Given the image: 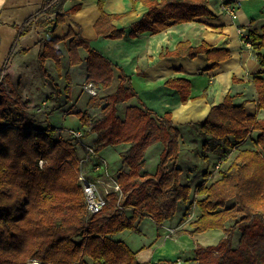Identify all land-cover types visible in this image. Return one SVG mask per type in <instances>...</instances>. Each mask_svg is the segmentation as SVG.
I'll return each instance as SVG.
<instances>
[{
    "label": "trees",
    "instance_id": "obj_1",
    "mask_svg": "<svg viewBox=\"0 0 264 264\" xmlns=\"http://www.w3.org/2000/svg\"><path fill=\"white\" fill-rule=\"evenodd\" d=\"M67 0H43L41 8L21 25L13 26L16 35L8 60L20 38L28 34L34 20L41 15H54L52 28L64 23L69 14L78 11L74 6L63 12ZM147 7L143 18L130 27L128 36L150 32L156 34L174 25L210 17L208 0H140ZM99 0L100 17L94 25L98 37L120 39L124 29L112 25L115 16L106 14ZM44 22H42L43 24ZM41 24V23H40ZM68 40L70 66L81 64L78 49L86 53L87 82L97 89L111 87L113 69L120 71L119 84L113 93L90 97L87 109L75 116L83 126L82 137L96 134V152L120 144L128 149L120 153L121 169L116 181L122 198L111 193L108 203L96 215L86 212L85 198L78 181L79 157L72 138H63L59 128L39 127L28 114V103L22 101L11 86L10 93L0 90V264H144L123 241L113 237L123 231L138 232L145 217L156 225L171 220L179 203H186L190 188L181 183L182 170L176 165L181 152L180 131L171 121V114L158 118L142 103L129 106L124 118L117 116V106L137 98L130 80L89 43L70 29L62 38L38 42V63L45 77L59 93V87L45 68L47 60L54 62L60 73L62 52L58 45ZM247 42L254 48L264 47V27L261 33H251ZM23 54L26 51H22ZM204 54L215 66L227 60L226 49H214L202 43L192 47L178 44L173 51H164L160 58L187 56L190 59ZM258 61L264 65V54ZM6 65L0 69V84ZM5 81V77H3ZM67 84L69 76L66 75ZM6 82L9 81L6 79ZM257 106L264 109V80H253ZM166 85L175 90L180 102L189 100L188 81L171 79ZM1 86V85H0ZM65 93H70L67 85ZM18 95V96H17ZM101 108L100 118L90 119L88 110ZM190 127L203 140L201 152L225 159L236 153L219 178L209 185L201 182L194 193L201 198L195 202L199 215L191 223L189 235L220 230L223 237L216 245H196L197 264H264V119L245 113L227 95L214 106L207 117ZM62 130V129H60ZM258 132L254 147H239ZM160 143L163 151L153 175L143 173L146 150ZM197 151V150H196ZM41 163V165H40ZM204 177L207 178L205 174ZM207 181V179H204ZM233 201L232 205H228ZM130 209L132 215L120 214L117 206ZM233 224L227 228L230 221ZM235 232L239 234L237 248L232 246ZM179 258V257H178ZM149 264H178L177 260Z\"/></svg>",
    "mask_w": 264,
    "mask_h": 264
},
{
    "label": "crops",
    "instance_id": "obj_2",
    "mask_svg": "<svg viewBox=\"0 0 264 264\" xmlns=\"http://www.w3.org/2000/svg\"><path fill=\"white\" fill-rule=\"evenodd\" d=\"M42 2L43 0H0V69L6 65V71L13 81L18 72L16 64L19 63L22 72L19 74L18 82H22V75L24 85L31 83L34 86L37 77L40 81L42 80L41 75L37 73V70H40V74L42 73L37 59L38 42L62 38L72 29L75 34H79L86 40L93 50L121 68L124 75L129 78L137 98H132L117 106V116L120 119L124 118L127 107L138 106L139 103H142L158 118L165 113L171 114L173 125L177 126L180 131L181 152L176 165L182 170L181 183L190 188L191 195L195 194L197 185L204 179L214 176L215 181L219 178L216 171L230 163L238 145L225 159H219L209 153L204 154L201 152L203 140L190 127V124L203 121L211 108L221 104L227 95L231 97L232 104L243 106L247 115L264 119V109L257 106L258 97L253 83L255 78L264 80V65H261L257 58L259 53L264 54V47L258 49L252 47L250 43L242 42V37H248L251 33H261L264 27V0H208L207 8L211 13L210 17H199L192 22L174 25L156 34L145 32L136 38H130L128 33L130 27L140 21L147 12L144 3L140 0H103V11L115 16L112 25L126 32L120 39H106L96 35L94 25L100 17L99 0H67L63 12L70 11L74 6H79L78 11L67 15L64 23L52 30V23L49 21L54 20L55 16H38L32 23L28 34L20 38L12 57L8 60V54L16 35L13 26L21 25L34 15L41 8ZM226 3L238 7L236 19H232L225 11ZM68 42V40L62 41L58 45L62 52L60 73L56 72L53 61L47 60L45 63V68L54 82L55 78L50 69L58 77L60 92L55 93L51 85L48 87L49 95L46 96L39 95V91L29 94L25 92V88L23 92L26 101H29L27 111H32L28 113L35 124L39 127L62 129L63 138H70V134L65 131L83 133L84 128L80 122L74 128L64 127L63 124L69 119L77 120L75 113L84 112L90 99V96L83 90L87 78L85 63L87 53L83 49H78L82 63L70 66ZM183 43H188L192 47L206 43L214 49L228 50L230 57L213 67L214 62L208 60L204 54L193 59L187 56L160 58L164 51H173L178 44ZM22 51L26 53L23 54ZM31 55L34 56L36 65L29 62ZM66 75L69 76V84H67ZM43 77L46 80V77ZM119 77L120 71L114 68L111 87L106 90L96 88L99 96L113 93L120 82ZM171 79L189 82L190 96L185 104L180 102L178 93L166 85ZM32 85L29 84L33 87ZM67 85L70 93H65ZM100 112L101 108L88 110L90 119L100 118ZM37 114L44 115L43 119L37 118L35 116ZM257 135L258 132L252 131L250 138L241 142L239 147L255 148L253 143ZM96 138V134H90L86 138L83 137L82 143L77 140L73 141L76 144L79 159L85 155L84 146L95 145ZM186 144L189 147L186 148ZM156 147L158 153L151 156L158 157L155 168H146L148 154L151 148ZM163 148L162 144L157 143L146 150L143 157L142 174L153 175L155 173ZM127 149L128 145L120 144L106 147L97 154V160L107 163L114 179L122 166L120 153ZM196 150L199 153H196ZM86 168L91 171V163L86 164ZM197 174L200 175V182H195ZM205 174L207 178L204 177ZM181 204L185 203L181 202L178 205ZM198 213L199 211H196L194 215L198 216ZM125 214L130 216L132 212L126 211ZM150 220L149 217H145L139 224L137 233L123 231L113 237L128 245L135 252L138 261L144 264L158 261L170 262L176 259H180L181 264H197L193 252L196 245L203 247L216 245L223 237V232L220 230L189 235L188 231L192 230L191 224L188 228L176 226L168 228L170 224L178 222L177 217L174 218V216L159 226ZM175 230H182V232H175ZM209 234L215 236L213 243L209 242Z\"/></svg>",
    "mask_w": 264,
    "mask_h": 264
},
{
    "label": "built area",
    "instance_id": "obj_3",
    "mask_svg": "<svg viewBox=\"0 0 264 264\" xmlns=\"http://www.w3.org/2000/svg\"><path fill=\"white\" fill-rule=\"evenodd\" d=\"M225 11L231 16L232 19L237 18L236 5L226 3L224 7ZM244 44L247 42V37H242ZM83 90L90 96L98 94V90L92 82L84 83ZM58 131H62L58 129ZM70 134V138L83 142L82 133L76 131H65ZM85 155L79 160V172L78 181L82 188V192L85 198L86 212L88 215L99 214L108 203V195L115 193L119 195V201L122 198L120 186L116 179L108 169L106 162L97 160V152L94 145H85ZM91 163V171L86 168V164ZM41 165V163H40ZM117 209L120 214L126 213L127 208L118 204ZM178 264H181L180 259H176ZM30 264H38L36 261H32Z\"/></svg>",
    "mask_w": 264,
    "mask_h": 264
},
{
    "label": "rangeland",
    "instance_id": "obj_4",
    "mask_svg": "<svg viewBox=\"0 0 264 264\" xmlns=\"http://www.w3.org/2000/svg\"><path fill=\"white\" fill-rule=\"evenodd\" d=\"M49 23H52V26H53V20H51V21H49ZM35 61V59H34V56L33 55H31L30 56V59H29V62L31 63V64H33V65H36L37 63H35L34 62ZM17 66H16V69H17V73L15 74L16 75V77L13 79V81H12V78H11V76L7 73V71L3 74V76H2V78H1V82H2V84H0L1 86H0V90L1 89H3L4 90V92L6 93V94H9L10 93V88H11V86H12V88L14 89V90H16V93L20 96V98H21V100L22 101H26V99H25V96H24V88H25V92H27V93H29V94H34V92H36V91H39L38 93H39V95H41V94H44L45 96L46 95H49L48 94V87L51 85L52 87H53V85L51 84V82L46 78V80H45V78L43 77V76H45L44 75V73H43V71H42V73H43V76H42V73L40 74V70L38 71L37 70V73H38V75H41V81H40V79L37 77V81H36V83L34 84V86L31 84V83H26L25 85H24V76H22L21 75V79H22V82L21 83H19L18 82V80H19V74L22 72V69H20V64L19 63H17L16 64ZM51 65H53V64H51ZM7 69V68H6ZM37 69H40V68H37ZM50 69V68H49ZM51 70V72L53 73V77L55 78V84H57V86L58 87H60L59 86V84H58V77L56 76V74L54 73V71L52 70V69H50ZM3 77H5V81H4V79H3ZM6 79L9 81V84H8V82H6ZM30 82V81H29ZM29 84L30 85H32L33 87H34V91H33V87H31V86H29ZM62 84H64V83H62ZM53 89H54V92L55 93H57V91H56V89L53 87ZM17 95V96H18ZM24 96V97H23ZM37 99H39V98H37ZM28 104H29V101H26ZM29 106V105H28ZM28 110V109H27ZM29 113H31L32 111L31 110H29L28 111ZM28 113V114H29ZM37 118H41V119H43V116L44 115H42V114H37V115H35ZM77 123H79V120L77 119H75V120H73V119H69V120H67V121H65L64 122V124H63V126L64 127H71V128H74V127H76L77 126ZM60 137H64L63 136V134H61V132L58 134ZM185 147L187 148V147H189L187 144L185 145ZM189 149V148H188ZM187 149V150H188ZM158 153V148L156 147V148H151V150H150V152H149V154H148V159H147V164H148V166H147V164H146V168H155V165H156V159H158V157L157 156H155V157H151L152 155H154V154H157ZM196 153H199V151H197ZM222 164V163H221ZM222 165H224V164H222ZM225 167H226V165H224ZM218 171L219 170H217L216 172L218 173ZM195 173L193 172V175H194ZM214 177V176H213ZM213 177H211V176H209L208 178H207V181H203V182H205V184L206 185H209L212 181H214V178ZM216 180V179H215ZM200 182L201 181V178H200V175L199 174H197L196 175V178H195V182ZM200 184V183H199ZM198 184V185H199ZM201 197L200 196H198V195H196V194H193V195H190V197H189V202L186 204H184V205H178V208H177V210H176V213L174 214V218L175 217H177V219H178V222L176 223V224H170L171 226H168V228H174L175 226L176 227H184V228H188V226L191 224V222H193L195 219H196V216L194 215V212H196V211H198L197 210V207H196V204H195V202L197 201V200H199ZM233 204V201H230L229 203H228V205H232ZM127 211H131V210H127ZM151 221V220H150ZM233 224V221L231 220L226 226H227V228H229L231 225ZM175 232H182V230H175ZM209 242H211V243H213L214 241H215V236L214 235H212V234H209ZM237 240H238V232H235L234 233V235H233V239H232V246L234 247V248H237L238 247V245H237ZM211 246V245H210Z\"/></svg>",
    "mask_w": 264,
    "mask_h": 264
}]
</instances>
